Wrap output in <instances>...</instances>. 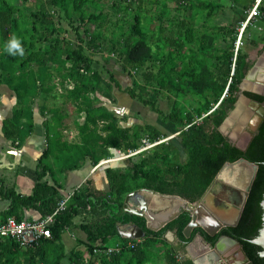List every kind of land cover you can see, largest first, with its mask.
Wrapping results in <instances>:
<instances>
[{"label":"trees","instance_id":"trees-1","mask_svg":"<svg viewBox=\"0 0 264 264\" xmlns=\"http://www.w3.org/2000/svg\"><path fill=\"white\" fill-rule=\"evenodd\" d=\"M229 1L230 9L239 14L236 24L216 22L224 14L221 0H0V84L13 91L18 105L4 122L5 137L12 144L22 143L33 130L35 101L55 87L60 89L62 105H72L73 116L83 119L74 122L79 142L68 143L61 135L68 114L59 107L43 106L41 112L48 118L46 147L38 161L40 176L52 174L49 160L60 172L79 168L87 159L95 166L111 149L127 154L145 138L155 142L168 134L150 124L122 125L115 113L100 105L99 95L113 100V89L169 121L180 139L179 146L171 140L162 142L148 153L125 158L121 167L107 166V191L86 180L56 215L49 238L27 249L23 262L4 258L2 251L0 264H147L150 248L164 242L167 230H174L180 242L204 232L194 228L185 238L187 211L159 231L148 230L143 217L123 210L126 195L145 189L196 202L222 166L241 157L258 165L242 214L236 226L206 238L214 243L221 234L232 235L253 264H264L261 248L250 242L262 225L264 119L245 151L218 130L253 65L244 47L262 44L259 53L264 49V0L258 5L257 19L243 30L238 47L239 27L256 0ZM104 51L113 58H104L100 65L94 56L103 57ZM111 60L130 78L129 86L122 87L107 68ZM244 94L264 103L263 95ZM162 101L166 111L160 107ZM59 187L41 182L29 196L12 192L5 216L22 220L21 206L35 207L42 217L51 214L63 199ZM76 217L86 236L80 242L84 249L67 251L61 233ZM128 224L138 225L146 236L139 242L133 239L132 246L127 245L131 239L124 238L118 252L107 253V241L118 235L119 226ZM4 244L16 252L20 248L12 239L0 240ZM183 248V244L165 248L164 263L193 264L177 255Z\"/></svg>","mask_w":264,"mask_h":264},{"label":"crops","instance_id":"crops-1","mask_svg":"<svg viewBox=\"0 0 264 264\" xmlns=\"http://www.w3.org/2000/svg\"><path fill=\"white\" fill-rule=\"evenodd\" d=\"M261 71L263 72L264 70ZM260 74L259 73H256V75H254V73L251 74L250 78L251 79L253 78V80L252 82H247L249 87H251L252 84H256L254 82V79H256L254 78V76H259ZM115 90L120 91L117 89L112 90L113 100L107 99L106 97L99 95V98L101 99L100 105L106 107L111 112H113V109L110 108L108 105L113 106V104L118 102V99L115 96V92H114ZM58 92H60L59 87H55L53 88V91L49 95H47V97H44V94L39 96V98L35 101L33 107L32 132L22 143L19 144L15 142L14 144H12L11 141H9L4 135L3 126H4V122L12 117L13 111L15 110L16 107H18V105L13 91L10 90L8 86H6L5 84H0V222L4 221L6 218L9 217V216L6 217L5 213L9 211V206L12 201L9 198L12 196V192L13 193L15 192L16 194L22 196H29L31 195L34 187L38 183L46 182L50 186H55L57 183L60 186L59 191L63 196L62 198H65L67 195L72 193L76 188H78L88 179H91L93 181V184L97 190L107 191L109 190L108 189L109 186L104 169L107 166L121 167L124 165L123 162L125 158L122 159L117 158V151L120 150L111 149L109 156H107V158L101 159L99 163L96 164L95 166H92L91 161L87 159L81 166H79V168L65 169L64 171L60 172L57 166L53 164V161L49 160V164L53 166L52 174L46 172L43 176L39 175L40 168L38 165V161L43 153V150L46 147V134H45L44 121L48 118V115L46 114L45 111L43 113L41 112L43 106L59 107L64 111V113L68 114V116H66L63 119L65 127L63 130H61L62 138L64 141H67L68 143L79 142V134L74 124L76 118L72 114L73 107L72 105L69 104L65 106L62 105L63 100L58 95L59 94ZM127 99H129V101L133 103L135 102V100H133L130 96H128ZM114 106H118V104ZM146 108H148L149 114L153 113L149 107ZM116 115L118 116V114ZM151 117L153 118V116ZM76 121L82 122L83 119L80 116L79 118L76 119ZM143 124H148V125L150 124L159 129L157 124L153 122L143 123ZM132 125H126V127ZM159 130L163 133L173 132L172 130H168L166 132L162 131L161 129ZM178 134L177 132H175L173 136L178 137ZM175 137L171 139V141L175 145L179 146L180 139L179 137L178 138ZM165 138H167L166 141H168L169 137H167V135L165 137H162L161 139H165ZM143 140H142V145H143ZM153 147L144 150L142 152L148 153V151H150ZM181 150L182 149L180 148L179 149L180 159L183 160L184 155L182 154L183 152ZM221 181L222 182L218 181L219 183L218 182L215 183L210 193L205 197L206 208L202 211V216H201V218L204 220H211L216 216L231 219L234 216L235 212L233 209V205H235L237 201H234L233 199H229L228 197H224L222 195L220 196L218 195L219 190L221 188H228L227 184H229L230 182L228 180H225L224 178H222ZM142 193L145 194V197L142 195ZM140 195L146 201L148 207L156 211L160 209L167 210L170 207L168 204L163 205L166 202V200H164L163 198L156 197L147 192H141ZM130 205L132 207H137L138 202L136 201L135 198H132L130 200ZM19 208H20L19 211L22 216V220H36L39 218H43L42 213L35 207L21 206ZM212 213L216 214V216L212 215ZM79 223H80V217H76L74 224L71 227H67L61 233V239L67 251L84 249V246L81 245L80 242H83L86 236L85 233L78 227ZM127 232H131V227L127 225H121L120 233H118V238L114 242L113 246L107 245L108 248H113L116 245H119L122 239L127 238L125 236ZM164 235H163L164 242L159 241L155 243V245L152 248H150L151 258L147 264H165L162 256L164 254L165 248L169 247L170 249H172L179 247V245L182 244L176 235L173 237L166 232L164 233ZM2 251L4 253V258L13 257L12 260L14 261L19 260L23 262L24 254L26 253L27 249L19 248L18 252H16L15 248H10L9 245L4 244V245H0V253H2ZM217 252L220 253L219 254L221 256L220 261L213 262L210 259V256H208V253H206L205 254L206 256L202 261L199 262L196 260L195 261L192 260V263L193 264H246L240 246L233 243L229 239H223L218 244ZM177 255L181 258L183 257L190 259L184 248L182 250H179Z\"/></svg>","mask_w":264,"mask_h":264},{"label":"water","instance_id":"water-1","mask_svg":"<svg viewBox=\"0 0 264 264\" xmlns=\"http://www.w3.org/2000/svg\"><path fill=\"white\" fill-rule=\"evenodd\" d=\"M263 45H261L262 47ZM264 52V51H263ZM264 60V53L262 56L257 58V61L248 69L246 72L244 78L242 79L241 83L239 84V91H238V97L234 104L233 109L228 113L227 117L224 119L218 130L225 135L224 129L227 127L228 123L230 121L236 120V118L239 116V104L242 102H247L250 105H253L254 107H263L264 109V103L257 102L253 99L248 98L244 91L253 92L256 94H261L264 96V71L262 72L261 69L264 70V66L262 61ZM254 73H261L259 76H254V82L257 84L255 88H250L247 84V82H252L253 78L251 79V74ZM264 119V113L262 116H258L256 120L252 123L250 130H248V139L245 143V145L241 146L238 143L235 142V139L237 136L235 133L233 135L227 136L229 141L234 144L236 147L241 149L242 151H245L247 147L249 146L252 138L256 134L261 122ZM172 136L169 137L168 141L173 139L175 136L174 134H171ZM264 165V162H263ZM228 168V175L230 177H235L236 180H238L237 185L233 183L227 184V186L234 188L237 190L240 194V201L233 205L234 209V216L231 219L218 217L216 214H213L214 217L211 220H204L201 218L202 211L206 208L205 206V197L210 193L212 187L215 185V183L222 182L221 174L222 171ZM248 169L247 176L243 174V169ZM258 169V165L256 163L250 162L246 160L245 158L241 157L238 160L234 162H226L222 168L219 170V172L216 174L213 182L209 186V188L206 190L204 195L196 202H189L186 199H183L180 196L177 195H164L160 194L158 192H153L145 189H139L136 191H133L126 195L124 202H123V210L130 214H135L138 216H141L145 220V227L148 230L151 231H159L163 227H165L170 221L174 220L179 216V214L182 211H187L190 214V221L186 225V227L183 230V234L185 238H190L191 233L194 228H200L204 234L201 232H198L194 234L191 239L188 242L181 241V243L184 245V250L188 254L189 258L191 260L196 261H202L205 254L208 253V256H210V259L213 262H217L221 260L220 253L217 252L218 244L223 239H229L233 243L240 246V249L242 250V253L244 255V259L246 261V264H253L243 251V248L238 241L237 238H235L232 235L229 234H221L218 236L216 241L210 242L207 240L206 236H215L216 234L220 233L222 230L227 229L229 227L236 226L238 223V220L242 214V210L244 208L246 199L249 194V190L251 188V185L253 183V180L255 178L256 172ZM218 182V183H219ZM141 192H147L149 194H152L156 197L163 198L166 200V202L163 204H168L170 207L167 210H154L152 208L148 207V204L146 201L141 197ZM132 198H135L138 202L137 207H132L130 205V200ZM260 205L262 207V225L261 228L258 231V234L250 239V242L258 245L261 248V251L259 252V255L261 257H264V194L263 198L260 202ZM127 226L131 227V232L126 233V237L130 239H140L144 238L146 236V231H144L142 228H140L138 225L135 224H128ZM118 232L120 233V226L118 227ZM166 233L170 234L171 236H175L176 232L174 230H167ZM165 236V235H164Z\"/></svg>","mask_w":264,"mask_h":264},{"label":"rangeland","instance_id":"rangeland-1","mask_svg":"<svg viewBox=\"0 0 264 264\" xmlns=\"http://www.w3.org/2000/svg\"><path fill=\"white\" fill-rule=\"evenodd\" d=\"M257 1L258 0H256L255 2ZM221 2L224 4V7H225L224 14L218 16L216 19V22L220 24H229V23L236 24L239 20L238 12L230 9L229 0H221ZM63 24H64V27H66V24L65 23ZM91 28L92 27H90V29ZM239 28H241V26ZM68 35L72 37V32H70V34L68 33ZM236 43H238V40ZM259 47H261L260 44L257 47H254V46L252 47L251 45L244 47L248 53V59H249V56L252 57V59H249L250 61L252 60L251 61L252 63H255L257 57H260L264 53L263 50L261 51V53L258 52ZM94 57L96 60L99 61L100 65H103L105 63L104 58L106 59L113 58L111 57V55L108 54L107 51L103 52V57L101 55H95ZM106 64H107V68L113 71L114 76L119 80V83L122 85V87L129 86L130 78L121 71L120 67L115 62H112L111 60L110 62ZM256 86H257L256 84H252L250 88H255ZM114 92H115L116 98L118 99V102L113 104V106L111 105H108V106L113 109V112L118 114V117L120 118V123L122 125L126 126V125H132V124H143V123L153 122L157 124L159 129H161L162 131L166 132L168 130H172V131L174 130L175 128L174 125L171 124L169 121L168 122L162 121L159 115H157L156 113L153 112L149 114L148 108L143 107L140 103L136 101L134 103L129 101V99H127L129 95L127 93H124V91L115 90ZM116 104H118V106H114ZM239 106H241V104ZM160 107L164 111L167 110L166 103L163 101L160 102ZM242 107H243V110L241 111V113L239 112V116L236 118V120L230 121L227 127L224 129L226 136H230L235 133V135L237 136V138L235 139V142L241 146L245 145L248 139V130L251 128L252 123L256 120L258 116H262V114L264 113L263 107H254L253 105H250L247 102H243ZM123 116L127 117L126 121L121 119V117ZM151 116H153V118ZM171 134H175V132L168 133L167 136L170 137L172 136ZM175 138H178V137H175ZM115 154H116V151H115ZM120 156H121L120 153L117 151V158H119ZM228 190L230 189L221 188L219 190L218 195L228 197V195L229 196L231 195V193ZM142 195L145 197V194L142 193ZM239 201H240V196H239V199L237 198V203ZM117 238H118V235L111 237L107 241L106 244L108 246H113Z\"/></svg>","mask_w":264,"mask_h":264},{"label":"built area","instance_id":"built-area-1","mask_svg":"<svg viewBox=\"0 0 264 264\" xmlns=\"http://www.w3.org/2000/svg\"><path fill=\"white\" fill-rule=\"evenodd\" d=\"M260 0L255 2L252 8L249 9L246 18L241 23V28L238 43H236V47L239 46L240 37L243 30L250 24L252 20H256L258 15L260 14L259 5ZM178 134V132H177ZM165 139H160L155 142H150L148 139L143 140V145L139 149L128 150L127 154H121L119 158H127L133 155H136L144 150L150 149L154 145L166 141ZM73 193V192H72ZM72 193L67 195L65 198L60 200L56 209L51 213L46 215L43 218H39L36 220H16L14 218L8 217L4 221L0 222V240L4 239H12L14 242L18 244V246L22 249H32L39 246L40 242L51 236L50 226L54 223L56 215L61 212L71 197ZM136 242H139L141 239H134ZM133 241L130 240L127 242L128 246H132ZM121 249V246L116 245L113 248H107L106 252H118Z\"/></svg>","mask_w":264,"mask_h":264},{"label":"bare ground","instance_id":"bare-ground-1","mask_svg":"<svg viewBox=\"0 0 264 264\" xmlns=\"http://www.w3.org/2000/svg\"><path fill=\"white\" fill-rule=\"evenodd\" d=\"M262 56V55H261ZM262 63H263V66H264V60L262 61ZM261 70H263V69H261ZM241 106H239V111H238V113L240 112L241 113V111L243 110V107H242V105H243V102L241 101ZM239 104V105H240ZM243 120V119H242ZM243 174H245L246 176H247V172H248V169H246V168H244L243 170ZM221 177L222 178H224L225 180H228L230 183H233V184H236L237 185V183H238V180H236L235 179V177H230L229 175H228V168H225L223 171H222V174H221Z\"/></svg>","mask_w":264,"mask_h":264},{"label":"flooded vegetation","instance_id":"flooded-vegetation-1","mask_svg":"<svg viewBox=\"0 0 264 264\" xmlns=\"http://www.w3.org/2000/svg\"><path fill=\"white\" fill-rule=\"evenodd\" d=\"M262 47H259V49H258V52L260 51V49H261ZM263 51H264V49H263ZM257 52V53H258ZM258 58V57H257ZM249 59H252V57H250L249 56ZM252 61V60H251ZM256 61H257V59H256ZM255 61V62H256ZM254 64V63H253ZM261 95V94H260ZM250 130V129H249ZM228 188L227 189H230V190H228L230 193H231V195L229 196L228 195V198L229 199H233L234 201H237V198L239 199V192L238 191H236L234 188H231V187H229V186H227ZM234 203H236V202H234ZM237 204V203H236Z\"/></svg>","mask_w":264,"mask_h":264},{"label":"clouds","instance_id":"clouds-1","mask_svg":"<svg viewBox=\"0 0 264 264\" xmlns=\"http://www.w3.org/2000/svg\"><path fill=\"white\" fill-rule=\"evenodd\" d=\"M14 54V53H13Z\"/></svg>","mask_w":264,"mask_h":264}]
</instances>
